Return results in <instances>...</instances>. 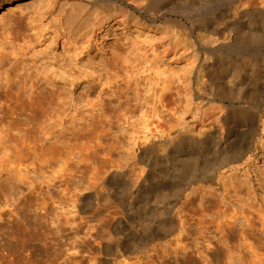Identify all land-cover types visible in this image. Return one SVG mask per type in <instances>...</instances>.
I'll list each match as a JSON object with an SVG mask.
<instances>
[{
    "label": "rangeland",
    "instance_id": "obj_1",
    "mask_svg": "<svg viewBox=\"0 0 264 264\" xmlns=\"http://www.w3.org/2000/svg\"><path fill=\"white\" fill-rule=\"evenodd\" d=\"M62 1L0 0V264H264V79L218 75L264 61V20L88 0L97 20L66 41Z\"/></svg>",
    "mask_w": 264,
    "mask_h": 264
},
{
    "label": "bare ground",
    "instance_id": "obj_2",
    "mask_svg": "<svg viewBox=\"0 0 264 264\" xmlns=\"http://www.w3.org/2000/svg\"><path fill=\"white\" fill-rule=\"evenodd\" d=\"M7 1H10V2H13L15 4H18L21 0H7ZM198 1V0H197ZM209 1V0H208ZM254 1V2H253ZM247 0V1H244V0H230L229 2H231V4H236L237 7L241 8L240 10V13L238 14V16H240L241 18H244V17H256L257 19H261V20H264V0ZM256 1V2H255ZM88 2V0H64L62 2H59V4H57V6L53 9V12H52V20H54V22L56 23V26H58L59 30L61 31L64 39L66 41H72V40H77L79 37H80V33L85 29L87 28L91 22L93 21H96L97 20V12H96V6H93L91 7L90 9L88 7H85L84 4H86ZM173 2V1H172ZM200 2V1H199ZM219 2V1H218ZM217 2V3H218ZM170 3V2H169ZM174 3V2H173ZM176 3L178 4L179 2L176 1ZM182 5L181 3H179V5L181 6H170L168 3V6L170 7H167L165 12L169 11V12H172V13H178V12H181L183 10H185L184 12H189V11H194L196 10V8H193V6H190L191 4H189L187 2V0H182ZM198 3V2H197ZM206 3V2H205ZM211 3V2H210ZM209 3V4H210ZM213 3V1H212ZM211 3V4H212ZM216 3V4H217ZM257 3V4H256ZM176 4V5H177ZM199 4V3H198ZM215 4V3H213ZM225 4V3H224ZM227 4H229L227 2ZM175 5V3H174ZM230 5V4H229ZM201 6V5H200ZM211 6V5H210ZM231 7V6H230ZM236 7V6H235ZM234 7V8H235ZM207 8V7H206ZM193 9V10H192ZM199 9V7L197 8ZM236 9V8H235ZM10 10H13V9H10ZM237 10V9H236ZM212 11V10H211ZM164 12V11H163ZM236 13V11H233V13ZM199 15V14H198ZM234 15V14H233ZM236 15V14H235ZM234 17V16H233ZM24 19V18H23ZM23 19H19V22H23ZM255 19V18H254ZM18 20V19H17ZM240 20V19H239ZM256 20V19H255ZM18 22V21H17ZM251 22V21H250ZM255 22V21H254ZM259 24V23H258ZM25 26V25H24ZM262 26V25H261ZM22 27V26H21ZM228 28V27H227ZM230 28V27H229ZM226 29V30H229ZM247 28V27H246ZM26 29V30H25ZM25 31H30V28H28V26L26 25L25 26ZM232 29V28H231ZM249 29V28H248ZM247 29V30H248ZM261 30V29H260ZM233 31V30H232ZM245 31V29H244ZM257 31V30H256ZM262 31V30H261ZM26 32V33H27ZM258 32V31H257ZM25 33V34H26ZM247 33V32H246ZM248 34L250 36V39L251 41H254L252 43H255L256 41H258L260 38H263L262 37H259L257 34H253L251 30H248ZM264 34V32L262 33ZM222 36V35H221ZM224 36V35H223ZM35 37V40L36 38L38 37V34L34 33V36L33 38ZM216 37V35H215ZM22 38V39H21ZM20 41L24 42L23 44H26L24 46H27L28 44L31 45V39H27V35L24 37H21ZM212 38V37H210ZM220 38V37H219ZM219 38H218V41H219ZM213 41V43H216L217 40H214V39H211ZM221 40V39H220ZM37 41V40H36ZM226 41V40H225ZM15 41H12L10 43H14ZM17 42V41H16ZM19 42V41H18ZM1 48L2 45H0ZM12 46V45H11ZM29 46V45H28ZM219 46V45H218ZM222 47V45H220ZM239 46V45H238ZM259 46V45H258ZM6 47V45H5ZM6 50V49H5ZM4 50V51H5ZM10 50V49H9ZM3 51V50H2ZM8 51V49L6 50ZM13 51V50H12ZM11 51H9V54H10ZM1 53V52H0ZM8 53V52H5V54ZM12 53V52H11ZM4 54V53H3ZM2 54V55H3ZM4 54V55H5ZM14 54V53H12ZM3 55V57L5 58V56ZM8 55V54H7ZM12 56V55H11ZM10 56V57H11ZM14 56V55H13ZM16 56V55H15ZM6 59V58H5ZM4 59V60H5ZM1 60V58H0ZM9 60V59H8ZM223 63L222 65H228L227 68H222L218 75H221V77L224 75L225 77H223V80L225 79V82L228 83H234L235 81L236 82H239L242 78H243V75L245 73V76L248 77L249 79L251 80H257L258 82L263 80L264 79V61L260 60L259 62H254L250 59H242V60H236V59H232L230 60L229 62H226L227 60L225 59L224 60H221ZM7 63V62H6ZM220 69V68H219ZM26 77H28L30 80H32L31 84H30V89H33V88H37L39 89L41 86H40V83L44 82V84L46 85H49V79H48V76L46 75L45 72L43 71H36L35 73L34 72H31L29 75H27ZM26 77L24 78V81H26ZM35 79V81H33V79ZM245 78V77H244ZM222 79V78H221ZM248 79V80H249ZM222 80V81H223ZM246 80V79H245ZM244 82V81H243ZM230 85V84H229ZM26 86V85H25ZM233 86V85H232ZM238 86V85H237ZM229 87V86H228ZM8 88H10V86H8ZM45 88V87H43ZM231 87H229L230 89ZM233 88H235L233 86ZM260 88V87H259ZM228 89V90H229ZM264 90V89H263ZM233 94V92H232ZM54 99H57L58 101H60L61 103L64 102V100L66 99V97L64 96L63 92L60 90V91H55V90H52L51 94H50ZM159 102H161V97L158 98ZM30 113H37V112H33L31 111ZM10 114L11 115H14L15 114V111H10ZM250 128V127H249ZM246 128L244 130V133H243V136L245 135L247 139H245L244 141L245 144L242 146V149L240 151V154H239V157H242L244 155H246L247 153L250 152L251 150V130L252 128ZM245 138V137H243ZM200 146V143L199 141H197L195 143V147H199ZM155 149V144H149V146H146L144 147L141 152L142 154L145 156L147 153H151V151H153ZM197 149V148H196ZM149 159V158H148ZM239 159L238 157H235L232 159V157L228 158L227 161H235ZM190 166V165H189ZM124 210V209H123ZM116 226V225H115ZM122 231V230H121ZM117 232V231H116ZM155 240V239H154ZM117 253V252H115ZM121 253V252H120ZM120 253H117L118 255ZM125 255V254H124Z\"/></svg>",
    "mask_w": 264,
    "mask_h": 264
}]
</instances>
